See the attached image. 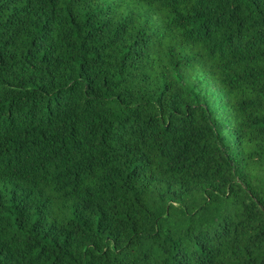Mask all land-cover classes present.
<instances>
[{
	"label": "trees",
	"instance_id": "16d2710c",
	"mask_svg": "<svg viewBox=\"0 0 264 264\" xmlns=\"http://www.w3.org/2000/svg\"><path fill=\"white\" fill-rule=\"evenodd\" d=\"M0 264H264V0H0Z\"/></svg>",
	"mask_w": 264,
	"mask_h": 264
},
{
	"label": "rangeland",
	"instance_id": "374dc122",
	"mask_svg": "<svg viewBox=\"0 0 264 264\" xmlns=\"http://www.w3.org/2000/svg\"><path fill=\"white\" fill-rule=\"evenodd\" d=\"M208 89L215 96V97H211L210 98L211 101H213L214 99H216V97H219L220 94H221V90L218 87H216L215 85H213V84L208 85ZM215 106H217V104H215Z\"/></svg>",
	"mask_w": 264,
	"mask_h": 264
}]
</instances>
